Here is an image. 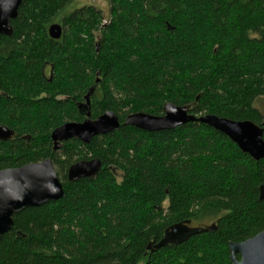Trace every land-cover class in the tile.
Listing matches in <instances>:
<instances>
[{"label":"trees","instance_id":"trees-1","mask_svg":"<svg viewBox=\"0 0 264 264\" xmlns=\"http://www.w3.org/2000/svg\"><path fill=\"white\" fill-rule=\"evenodd\" d=\"M77 1L27 0L13 36L0 35V126L15 133L0 141V171L50 158L64 186L14 217L0 264H231L230 243L264 232V160L201 123L150 133L124 122L172 103L264 129V0H108L107 23ZM92 90L91 118L112 111L120 128L54 151L52 132L87 118ZM93 159L95 177L68 180ZM187 221L213 229L148 249Z\"/></svg>","mask_w":264,"mask_h":264},{"label":"water","instance_id":"water-1","mask_svg":"<svg viewBox=\"0 0 264 264\" xmlns=\"http://www.w3.org/2000/svg\"><path fill=\"white\" fill-rule=\"evenodd\" d=\"M27 0H0V35L13 36L12 22L17 19L21 6ZM53 40L63 36L61 25L54 24L48 30ZM94 90L85 97L89 107ZM189 107L167 103L164 106L165 116L157 117L145 113H137L127 117L125 126L136 127L142 131L154 132L174 130L189 123H201L224 134L239 150L249 155L254 161L264 160V130L250 121H234L213 115L197 117L190 114ZM83 122L66 123L55 129L51 135L54 151L61 150L63 144L77 139L84 144H90L98 136H105L117 131L120 126L118 115L108 111L96 119L91 113H86ZM15 133L5 126H0V141H8ZM102 167L98 159L80 161L68 170V180L76 182L82 178L95 177ZM64 196V186L55 170L54 162L48 158L39 163L25 165L21 168L0 171V240L12 231L14 217L29 208H38L50 202H57ZM259 197L264 200V185L259 189ZM187 221L171 226L165 232L164 238L149 250H159L167 246H177L185 243L194 235L211 231L213 227L199 229L191 227ZM231 264H264V232L242 243H230Z\"/></svg>","mask_w":264,"mask_h":264},{"label":"rangeland","instance_id":"rangeland-1","mask_svg":"<svg viewBox=\"0 0 264 264\" xmlns=\"http://www.w3.org/2000/svg\"><path fill=\"white\" fill-rule=\"evenodd\" d=\"M86 6H95L96 8L102 10L104 12L105 21L104 23H107L109 20V11H110V4L108 0H78L76 3H74L73 8H83ZM71 9L69 8L67 12H69ZM56 23L62 24L61 21H58ZM91 107V106H90ZM255 107L261 112V114L264 116V99H260ZM56 172L57 168L55 167ZM119 180H120V174H118Z\"/></svg>","mask_w":264,"mask_h":264},{"label":"bare ground","instance_id":"bare-ground-1","mask_svg":"<svg viewBox=\"0 0 264 264\" xmlns=\"http://www.w3.org/2000/svg\"><path fill=\"white\" fill-rule=\"evenodd\" d=\"M53 25H54V24H53ZM58 25H60V24H58ZM51 26H52V25H51ZM61 26H62V25H61ZM49 28H50V27H49ZM82 105H83V104L79 105V107L82 106ZM84 105H86V103H85ZM90 105H91V102H90ZM87 109H88V111H90V106L87 107ZM190 109H191V108H190ZM163 110H164V108H163ZM190 112H191V111H190ZM136 114H137V113H136ZM145 114H146V113H145ZM190 114H191V113H190ZM132 115H133V114H132ZM191 115H192V114H191ZM129 116H130V115H129ZM163 116H165V112H164ZM163 116H157V117H163ZM204 116H207V115H204ZM213 116H214V115H213ZM197 117H203V116H197ZM216 117H217V116H216ZM219 118H220V117H219ZM126 119H127V118H126ZM225 119H227V118H225ZM125 121H126V120H125ZM252 123H253V122H252ZM184 126H185V125H184ZM257 126H258V125H257ZM259 127H260V126H259ZM58 128H59V127H58ZM260 128H261V127H260ZM262 129H263V128H262ZM263 130H264V129H263ZM162 131H169V130H162ZM146 132H147V131H146ZM154 132H159V131H154ZM52 133H53V132H52ZM150 133H152V132H150ZM51 135H52V134H51ZM82 143H83V142H82ZM85 145H88V144H85ZM262 186H263V185H262ZM191 227H192V226H191ZM164 235H165V234H164ZM163 238H164V236H163ZM163 238H162V239H163ZM162 239H161V240H162ZM161 240H160V241H161ZM160 241H159V242H160ZM156 245H157V244H156ZM150 246H151V245H150ZM154 246H155V245H154ZM154 246H153V247L151 246L152 249H154ZM151 251H152V250H151Z\"/></svg>","mask_w":264,"mask_h":264},{"label":"flooded vegetation","instance_id":"flooded-vegetation-1","mask_svg":"<svg viewBox=\"0 0 264 264\" xmlns=\"http://www.w3.org/2000/svg\"><path fill=\"white\" fill-rule=\"evenodd\" d=\"M67 175H68V173H67Z\"/></svg>","mask_w":264,"mask_h":264}]
</instances>
